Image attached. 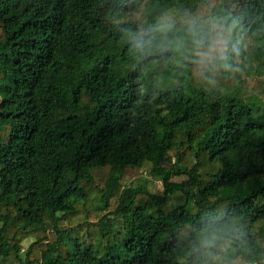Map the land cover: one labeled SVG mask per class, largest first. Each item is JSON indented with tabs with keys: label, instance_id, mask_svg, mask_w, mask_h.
<instances>
[{
	"label": "trees",
	"instance_id": "16d2710c",
	"mask_svg": "<svg viewBox=\"0 0 264 264\" xmlns=\"http://www.w3.org/2000/svg\"><path fill=\"white\" fill-rule=\"evenodd\" d=\"M225 8L233 69L130 43ZM210 218L243 238L231 264H264V0H0V264H194Z\"/></svg>",
	"mask_w": 264,
	"mask_h": 264
},
{
	"label": "clouds",
	"instance_id": "9594fccd",
	"mask_svg": "<svg viewBox=\"0 0 264 264\" xmlns=\"http://www.w3.org/2000/svg\"><path fill=\"white\" fill-rule=\"evenodd\" d=\"M243 26L233 11L194 14L185 11L177 16L164 11L149 26L138 29L130 43L143 56H172L182 66L191 65L199 73L217 69L230 70L242 45ZM192 239L194 264H231L228 252L235 245H244L234 232L231 221L206 219L197 225Z\"/></svg>",
	"mask_w": 264,
	"mask_h": 264
},
{
	"label": "rangeland",
	"instance_id": "374dc122",
	"mask_svg": "<svg viewBox=\"0 0 264 264\" xmlns=\"http://www.w3.org/2000/svg\"><path fill=\"white\" fill-rule=\"evenodd\" d=\"M140 10H137L134 14V18H138L140 17ZM149 165L148 164H143L140 171L136 173V175L138 176V178L133 179L131 182L132 184L135 185H141V187H143L144 189L153 192V193H160L162 190V185L161 182L153 177H151L148 173L149 171ZM185 177L184 176H180V177H173L172 179L174 181H182ZM126 182H129V180H127ZM30 239H24L22 242V247L23 249H26V246L28 245Z\"/></svg>",
	"mask_w": 264,
	"mask_h": 264
}]
</instances>
